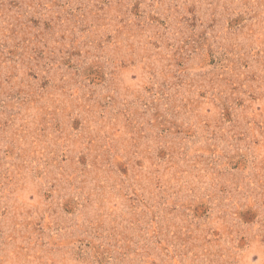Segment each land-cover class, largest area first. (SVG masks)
I'll return each mask as SVG.
<instances>
[{
	"label": "rangeland",
	"instance_id": "rangeland-1",
	"mask_svg": "<svg viewBox=\"0 0 264 264\" xmlns=\"http://www.w3.org/2000/svg\"><path fill=\"white\" fill-rule=\"evenodd\" d=\"M0 264H264V0H0Z\"/></svg>",
	"mask_w": 264,
	"mask_h": 264
}]
</instances>
